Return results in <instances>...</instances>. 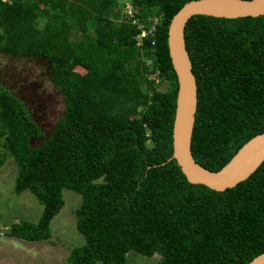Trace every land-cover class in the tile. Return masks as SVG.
Wrapping results in <instances>:
<instances>
[{"label":"trees","instance_id":"16d2710c","mask_svg":"<svg viewBox=\"0 0 264 264\" xmlns=\"http://www.w3.org/2000/svg\"><path fill=\"white\" fill-rule=\"evenodd\" d=\"M129 1L136 25L116 0H0V54L45 60L64 102L32 146L38 125L0 88L13 193L27 191L42 206L36 222L11 223L4 236L48 241L68 190L80 196L74 217L83 243L66 264H125L130 252L157 255L155 264H246L264 252V160L222 192L187 183L170 159L177 83L167 28L192 0ZM183 37L196 84L190 153L216 172L264 131V15H195Z\"/></svg>","mask_w":264,"mask_h":264},{"label":"rangeland","instance_id":"374dc122","mask_svg":"<svg viewBox=\"0 0 264 264\" xmlns=\"http://www.w3.org/2000/svg\"><path fill=\"white\" fill-rule=\"evenodd\" d=\"M129 5V0H116L115 10L120 14L124 10L134 11ZM71 34L72 39L78 37L74 29ZM136 39L138 41L139 37ZM146 64L149 65L150 62L147 61ZM75 70L83 73L79 68ZM155 87L160 91L165 90L163 83H155ZM0 88L10 92L25 105L41 134L31 141V145H39L64 109L59 91L49 81L46 61L41 58H13L0 54ZM1 142L0 138V158L3 159L0 165V264H66L70 249L83 243V238L76 231L74 217L80 196L68 190L62 191L63 206L50 222L48 241L29 243L4 236L11 223L22 220L36 222L42 206L27 191L19 195L13 193L16 167L10 155L1 148ZM158 259L157 255L146 258L130 252L125 264H155Z\"/></svg>","mask_w":264,"mask_h":264},{"label":"water","instance_id":"95a60500","mask_svg":"<svg viewBox=\"0 0 264 264\" xmlns=\"http://www.w3.org/2000/svg\"><path fill=\"white\" fill-rule=\"evenodd\" d=\"M195 15L236 19L264 15V0H192L171 17L167 28V50L176 77L177 91L171 129V157L189 184L215 192L244 181L264 160V131L244 143L218 171L198 165L190 153V139L196 111V84L185 50L183 29ZM246 264H264V252Z\"/></svg>","mask_w":264,"mask_h":264},{"label":"built area","instance_id":"2783aa9c","mask_svg":"<svg viewBox=\"0 0 264 264\" xmlns=\"http://www.w3.org/2000/svg\"><path fill=\"white\" fill-rule=\"evenodd\" d=\"M131 8H132V6L131 5H129ZM129 6H127V7H129ZM133 12L134 11H130V10H124V12H122V14L127 18V19H129L128 21L132 24V25H136L137 24V21H136V19L134 18V14H133ZM140 28H141V26H140ZM147 32L144 30V29H141V31H140V34H139V39L140 38H142L143 36H145V34H146Z\"/></svg>","mask_w":264,"mask_h":264}]
</instances>
